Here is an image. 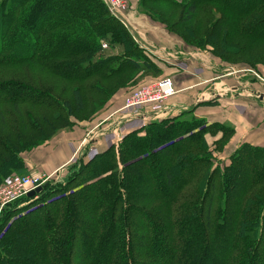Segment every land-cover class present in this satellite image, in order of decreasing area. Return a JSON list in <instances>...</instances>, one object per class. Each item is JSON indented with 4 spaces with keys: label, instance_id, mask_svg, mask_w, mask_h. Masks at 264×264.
Segmentation results:
<instances>
[{
    "label": "rangeland",
    "instance_id": "374dc122",
    "mask_svg": "<svg viewBox=\"0 0 264 264\" xmlns=\"http://www.w3.org/2000/svg\"><path fill=\"white\" fill-rule=\"evenodd\" d=\"M46 1L39 17L40 15L43 17L45 12L49 13L53 8H60L63 2H74V0ZM112 1L117 2L118 8L122 10L124 22L112 14L105 0H85L87 4H91L94 13H97L92 23L100 21L105 23L103 30L106 37L98 41L102 46L101 54L106 57L118 56L117 60L89 78L82 81L66 79L38 63L46 60L41 52L46 51L50 44L57 40L55 17L43 27L37 62L3 64L2 59L0 60V86L14 81L22 82L26 88L23 94L28 100L26 103L14 106L5 101L7 86L2 87L0 92V188L9 184L16 176H30L38 181L39 187H42L40 192L30 197L33 198L32 200L20 198L13 202V205L10 204L12 213L4 215L3 218L2 213L8 206L2 210L0 231L5 220L9 228L18 217L36 208L41 202L47 203L48 200L49 203V199L72 194L78 188L100 182L102 177L110 174L103 169L105 165H108L107 160L110 156L117 159L120 179H123L126 184L124 167L139 160L132 159L131 162L125 163L128 157H133L123 152L128 148V142L134 139L140 140V137L144 138L141 140L146 141L155 130H159L167 123L172 122L181 128L180 135L174 141L183 148L180 155L187 157L189 162H196L198 172L208 170L210 174L216 169H219L221 174L226 173L227 167L232 163V155L240 146L248 143H240L235 147L233 142L239 140L238 136L245 127L248 126L249 130L258 134L260 125L264 126V107L259 102L261 97L259 94L254 96L255 109L248 114L249 121L241 117L243 112L241 108L237 106L234 118L232 104L224 105V100L219 102L212 96L210 99L202 100L197 106L200 107H196L195 111L175 110L163 114L166 109L168 110L169 104H176V106L188 104V102L193 104L197 100L193 94L197 89L204 87L217 91L221 96H229L232 100L238 89L255 88L258 92L264 93V40H258L248 33L247 22L255 18H251L252 14H241V11H250L245 1L242 5L239 4V0H212L206 3L205 0L199 1L203 3L199 5L192 18L185 22L183 20L189 18L187 6L189 7V3L193 0ZM13 2L16 5L23 4V0H13ZM35 3V0L25 2L17 16L18 24L25 20L27 24L33 19ZM223 13L228 21L221 34V49L225 55H220L206 44L205 38ZM134 14L164 26L169 33H173L182 41L187 49L186 52L182 49L168 50L164 47L153 52L144 48L136 38L139 33L134 32L135 29L128 21L130 17L134 18ZM259 15L264 17V11ZM126 20L128 25L125 24ZM34 35V37L37 36L36 33ZM131 51L138 54L137 62L142 69L135 71V69L123 67V70H118L122 60L127 57L126 52ZM146 64L151 65L152 69H149ZM164 67L169 68L168 73L163 72ZM166 80L172 83L174 93L164 100L161 111L154 112L155 104L153 103L133 108L127 107L128 98L139 88ZM194 83H197L195 86L205 84L182 92L184 88ZM76 88H81L82 91L84 108L81 111L76 109L73 99V91ZM183 93L188 95L186 99L188 101L180 100V98L184 99L181 96ZM211 101L216 102L217 105H207ZM164 115L167 117L163 118ZM260 116L262 121L259 120ZM155 122L161 124L152 125ZM192 124L206 127L207 132L202 140L189 141L186 135L181 136L183 130ZM252 143L248 144L264 148V143L261 141L256 140ZM150 151L148 143L144 148L146 154L142 158L148 157L147 154ZM150 159L151 162L152 160L155 162L153 157H149ZM164 159L169 162L166 157ZM144 160L148 161V159ZM171 161L175 163L174 159ZM102 164L105 165L100 168ZM158 168L159 166L156 165L151 166L152 170H159ZM257 168L261 169V166L258 165ZM261 174L263 175L262 170L259 176ZM176 175L180 177L181 171L178 170ZM189 177L190 174H188ZM222 179L221 175L217 178L220 183L223 182ZM194 181L197 183L196 179ZM237 181L241 182L240 175L236 176V180L229 182ZM138 183L140 191L150 186V183L141 181ZM105 190L109 189L106 187ZM144 191V194L149 192ZM261 191L263 194L264 182L257 184L245 194L246 201ZM41 192L42 194L38 195ZM44 194L53 197L46 199ZM93 196L95 197L94 193ZM219 199L224 201L223 192L219 195ZM246 201H243L239 224L246 220L244 213L247 211H244L247 208ZM121 203L123 215L125 207L129 208V202ZM128 212L130 214V211ZM134 217L136 219L138 215L134 214ZM125 223L126 227L130 228L129 220L125 219ZM142 225L143 221L139 226ZM120 226L124 228L122 217ZM137 227L138 224H135L134 228ZM8 228L0 232V240L8 233ZM251 228L248 227L247 230L251 231ZM256 232L257 229L254 230L255 238ZM135 242L137 243V239ZM1 249L4 250L2 247ZM260 250L256 264H262L264 260V242ZM11 259L13 257L9 254L7 262ZM154 260H156L155 255L152 253L151 259H147L146 262L153 264Z\"/></svg>",
    "mask_w": 264,
    "mask_h": 264
},
{
    "label": "trees",
    "instance_id": "16d2710c",
    "mask_svg": "<svg viewBox=\"0 0 264 264\" xmlns=\"http://www.w3.org/2000/svg\"><path fill=\"white\" fill-rule=\"evenodd\" d=\"M27 1L30 0L16 5L13 0H0L1 63L37 62L43 27L54 17L57 40L41 52L46 60L38 62L40 65L58 76L82 81L117 60V55L106 57L101 54L102 46L98 41L106 37L105 23H92L97 13L85 0L63 2L60 8L45 12L43 17H39V13L47 1L35 0L33 19L27 24L26 20L18 24L17 16ZM199 1L202 0L189 3V18L184 22L191 19L203 3ZM210 1L205 0V3ZM244 1L249 6L245 9L250 11H241V14H252L251 18H255L247 22L248 33L264 40V17L259 15L264 11V0H239V4ZM227 21L223 13L205 38L206 44L220 55H225L221 49V34ZM126 54L118 70L123 67L135 71L142 69L137 62L138 54L133 51ZM146 66L152 69L151 65ZM2 87H6L7 103L15 106L28 101L23 94L26 88L22 82L3 84L0 92ZM73 99L76 109L81 111L84 108L81 88L74 89ZM207 105L217 104L211 101ZM158 123L152 125L161 124ZM197 125L188 126L181 136L186 135L189 141L202 140L207 129ZM180 129L170 122L155 130L146 141L140 137V140L133 138L128 142V148L123 152L133 157H128L125 163L139 160L124 167L126 184L120 179L117 159L110 156L108 165H100V168L105 165L103 169L110 174L102 177L100 182L49 199V203L48 200L41 202L18 217L9 228L5 220L0 232L8 228L9 234L0 240V264H150L146 260L151 259L152 253L156 259L153 264H256L264 242V193L261 191L247 201L245 194L264 182V148L245 143L232 155L226 173L221 174L219 169L212 174L208 170L198 172L197 163L181 156L183 148L174 142ZM148 143L151 151L148 157L142 158ZM152 165L159 166V170H152ZM258 165L261 169H256ZM176 169L181 171L180 177L176 175ZM261 170L263 175L259 176ZM220 175L221 183L217 180ZM239 175L240 183L229 182ZM138 181L150 183V186L140 191ZM144 190L149 192L144 194ZM221 192L223 202L219 199ZM244 200L246 220L239 224ZM122 201L129 202L123 215ZM8 207L2 218L10 214L12 206ZM134 214L138 215L136 219ZM121 217L124 228L120 226ZM125 219L129 220L130 228L126 227ZM142 221L143 225L139 226ZM135 224H138L137 228H134ZM248 227L252 230L248 231ZM9 254L13 257L11 263L7 262Z\"/></svg>",
    "mask_w": 264,
    "mask_h": 264
},
{
    "label": "crops",
    "instance_id": "0c3cea01",
    "mask_svg": "<svg viewBox=\"0 0 264 264\" xmlns=\"http://www.w3.org/2000/svg\"><path fill=\"white\" fill-rule=\"evenodd\" d=\"M130 21L129 23L131 24L132 28L135 29L134 32L137 34L139 33V35L137 34V39L139 40L140 44L146 48L149 49L150 51L152 50L153 52L157 51L158 48H165L168 50H172V49H177L180 50L182 49L183 52H186L184 45L182 44V41L179 40L177 37H175V35L173 33H169L167 31V29H165L164 26H162L161 24L155 23L153 22V20L147 18L146 17H141L137 16L136 14H134V18H129ZM162 67V66H161ZM169 68H163V72H167L168 73ZM163 75H165L163 73ZM197 83L188 85V87L184 88L182 92L185 91H189V90H193L199 87L204 86L205 83L203 84H199L197 86H195ZM195 86V87H193ZM251 87V86H250ZM126 91V90H124ZM181 93V92H180ZM236 94L234 95V100L230 99L229 96L225 97V96H221L219 95V93L217 91H214L212 89H206L205 87L202 89H197L196 93L193 94V96L195 98H197V100L191 104L188 102V104H180L179 106H176V104H169V108L168 110L166 109V111L163 113H168V112H174L175 110L178 111H182V110H186V109H190V110H197L198 105H200V103L202 102V100H206V99H210V97L212 96L213 98L216 97L218 99V101H222L224 100L225 102H223L224 105L226 104H232L233 106V110H234V118L236 116V109L237 106L239 108H241V110L243 112L241 117H243V119L246 121H249V118L247 117L248 114H251V111L254 108V104L255 99L254 96H257L258 94L261 96L259 98V102H261L262 106L264 107V93L262 92H258L255 88H249L248 90H240L238 89L236 92ZM247 93V94H246ZM181 96L184 98H180V100L182 101H188L186 99H188V95L186 93L181 94ZM190 101L192 100V97L189 99ZM183 103V102H182ZM254 103V104H253ZM258 104V103H257ZM197 107V108H196ZM194 110V111H195ZM224 113H227L226 111H224ZM162 114V115H163ZM166 115L162 116L163 118H165ZM253 116H256L253 114ZM167 117V116H166ZM162 118V119H163ZM241 120V119H240ZM256 120V118H255ZM260 121H262V116H260L259 118ZM223 122L226 120H222ZM235 121V120H234ZM257 123V122H256ZM259 132L257 131L258 134H254L253 131L249 130V127H245L239 134L238 138L239 140L233 141L235 147L239 146L240 143H244V142H248V143H252V141H261L262 143H264V126L260 125V128H258ZM263 130V131H260ZM232 142V144H233ZM261 145V144H259ZM264 147V144H263Z\"/></svg>",
    "mask_w": 264,
    "mask_h": 264
},
{
    "label": "built area",
    "instance_id": "2783aa9c",
    "mask_svg": "<svg viewBox=\"0 0 264 264\" xmlns=\"http://www.w3.org/2000/svg\"><path fill=\"white\" fill-rule=\"evenodd\" d=\"M105 1L111 9L112 14L124 22L123 12L118 8L117 2H113L112 0ZM125 24L128 25L127 20ZM173 93V85L167 80L157 84L143 86L128 98L127 107L133 108L153 103L155 104L153 108L154 112H158L163 109L164 100L172 96ZM38 187V181L30 176H16L13 178L9 184L0 188V213L4 208L16 200L28 196L31 191L36 190Z\"/></svg>",
    "mask_w": 264,
    "mask_h": 264
},
{
    "label": "water",
    "instance_id": "95a60500",
    "mask_svg": "<svg viewBox=\"0 0 264 264\" xmlns=\"http://www.w3.org/2000/svg\"><path fill=\"white\" fill-rule=\"evenodd\" d=\"M42 190V187H38L36 190H33L31 191L29 194H28V197H33L35 196L38 192H40Z\"/></svg>",
    "mask_w": 264,
    "mask_h": 264
},
{
    "label": "bare ground",
    "instance_id": "6f19581e",
    "mask_svg": "<svg viewBox=\"0 0 264 264\" xmlns=\"http://www.w3.org/2000/svg\"><path fill=\"white\" fill-rule=\"evenodd\" d=\"M162 109V108H161Z\"/></svg>",
    "mask_w": 264,
    "mask_h": 264
}]
</instances>
